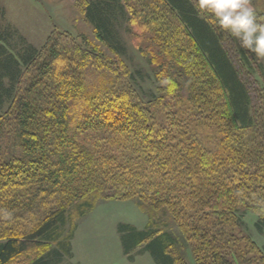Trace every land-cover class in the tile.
Here are the masks:
<instances>
[{"label": "trees", "instance_id": "1", "mask_svg": "<svg viewBox=\"0 0 264 264\" xmlns=\"http://www.w3.org/2000/svg\"><path fill=\"white\" fill-rule=\"evenodd\" d=\"M78 3L107 53L56 29L39 48L23 38L14 48L18 32L0 25V264L60 261L75 218L100 198L147 215L142 230L117 226L125 254L143 244L156 264H178L179 235L193 264H264L241 229L246 211L264 228L259 59L194 0ZM119 18L136 49L145 34L157 48L165 83L152 101L127 79Z\"/></svg>", "mask_w": 264, "mask_h": 264}, {"label": "rangeland", "instance_id": "2", "mask_svg": "<svg viewBox=\"0 0 264 264\" xmlns=\"http://www.w3.org/2000/svg\"><path fill=\"white\" fill-rule=\"evenodd\" d=\"M250 6L255 13L262 12L264 0H250ZM79 8L78 0H0V25L8 24L11 29L19 31V35H12L10 39L14 48L21 45L19 38L39 48L49 33L56 29L67 32L77 41L86 38L107 53L106 46L95 38L92 26L85 20ZM33 15L38 17L37 20L32 18ZM119 20L117 25L122 46L119 54L128 68L127 79L132 82L144 101H152L159 95L158 86L165 83L164 77L159 74L161 67L150 62L151 53L152 56L155 55L157 48L149 52L150 40L145 34L140 40L144 53L136 49L131 34L127 33L126 23L121 18ZM34 21L37 23L34 24ZM236 43L241 46L238 39ZM256 58L260 62V71L254 72V75L264 86V58ZM179 78L183 81L184 76ZM183 94H186L185 86ZM4 109L0 108V112ZM153 110L154 116L163 118L161 111L156 108ZM255 220V214L243 212L241 229L264 251V228L258 230L253 225ZM147 221L146 213L132 199H97L85 215L75 218V237L72 249L73 237L70 240V254L54 264H156L150 253L142 249L143 244L125 254L117 229L119 224H130L137 230H142ZM166 230L178 235L174 224H170ZM176 238L178 252L172 248L169 251L181 257L177 261L178 264H193L188 243L179 235Z\"/></svg>", "mask_w": 264, "mask_h": 264}, {"label": "clouds", "instance_id": "3", "mask_svg": "<svg viewBox=\"0 0 264 264\" xmlns=\"http://www.w3.org/2000/svg\"><path fill=\"white\" fill-rule=\"evenodd\" d=\"M194 8L207 15L206 23L238 39L243 48L264 58V24L257 22L250 0H194Z\"/></svg>", "mask_w": 264, "mask_h": 264}, {"label": "crops", "instance_id": "4", "mask_svg": "<svg viewBox=\"0 0 264 264\" xmlns=\"http://www.w3.org/2000/svg\"><path fill=\"white\" fill-rule=\"evenodd\" d=\"M31 8H33V6H32ZM36 10H37V9H36ZM36 16H38V13H37V12H36ZM30 17H31V16H30ZM38 17H39V16H38ZM38 17H35V15H33L32 18H34V19L37 20ZM36 23H37V22L34 21V24H36ZM16 31H17V30H16ZM17 32H19V31H17ZM74 235H75V234H74ZM74 235H73V238H72V240H71V249H72V247H73V243H72V242H73V239H74V237H75Z\"/></svg>", "mask_w": 264, "mask_h": 264}]
</instances>
